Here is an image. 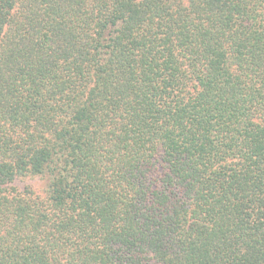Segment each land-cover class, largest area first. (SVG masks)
Instances as JSON below:
<instances>
[{
    "label": "trees",
    "instance_id": "trees-1",
    "mask_svg": "<svg viewBox=\"0 0 264 264\" xmlns=\"http://www.w3.org/2000/svg\"><path fill=\"white\" fill-rule=\"evenodd\" d=\"M0 264H264V0H0Z\"/></svg>",
    "mask_w": 264,
    "mask_h": 264
},
{
    "label": "rangeland",
    "instance_id": "rangeland-1",
    "mask_svg": "<svg viewBox=\"0 0 264 264\" xmlns=\"http://www.w3.org/2000/svg\"><path fill=\"white\" fill-rule=\"evenodd\" d=\"M12 184L16 189L22 190L23 188H29L35 194H41L44 191L45 181L38 176L19 177Z\"/></svg>",
    "mask_w": 264,
    "mask_h": 264
}]
</instances>
